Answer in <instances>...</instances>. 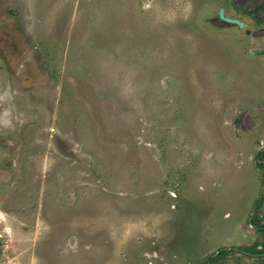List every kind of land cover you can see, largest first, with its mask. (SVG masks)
<instances>
[{"label": "rangeland", "instance_id": "rangeland-1", "mask_svg": "<svg viewBox=\"0 0 264 264\" xmlns=\"http://www.w3.org/2000/svg\"><path fill=\"white\" fill-rule=\"evenodd\" d=\"M263 151L264 0H0V264H264Z\"/></svg>", "mask_w": 264, "mask_h": 264}, {"label": "trees", "instance_id": "trees-1", "mask_svg": "<svg viewBox=\"0 0 264 264\" xmlns=\"http://www.w3.org/2000/svg\"><path fill=\"white\" fill-rule=\"evenodd\" d=\"M257 162H258V163H257V167L263 170V175H264V151L258 153V155H257ZM260 207H261V204L256 208L255 212H256ZM254 216H255V215H254ZM250 223L254 224V226L256 227V229H257V231H258V233L262 234V236H263V238H264V226H263V224L260 225L259 222H258V219L254 220V217H253V219L250 221ZM263 247H264V246H263ZM263 247H262V248H263ZM263 249H264V248H263ZM262 251H263V250H259V249H257V248L255 249V253H256L257 255H261V254H262ZM219 253H221L222 255H224V254L228 253V251H227V250H226V251H221V252H219Z\"/></svg>", "mask_w": 264, "mask_h": 264}, {"label": "water", "instance_id": "water-1", "mask_svg": "<svg viewBox=\"0 0 264 264\" xmlns=\"http://www.w3.org/2000/svg\"><path fill=\"white\" fill-rule=\"evenodd\" d=\"M218 16H219L220 19L224 20L225 22L236 24V25H238L239 27H242V26H243V23L240 22V21L237 20V19H230V18H226V17H224V15H223V10H220V11H219Z\"/></svg>", "mask_w": 264, "mask_h": 264}]
</instances>
